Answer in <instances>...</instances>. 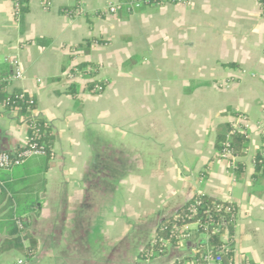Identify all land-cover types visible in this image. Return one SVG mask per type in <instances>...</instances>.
I'll return each instance as SVG.
<instances>
[{
  "label": "crops",
  "instance_id": "crops-1",
  "mask_svg": "<svg viewBox=\"0 0 264 264\" xmlns=\"http://www.w3.org/2000/svg\"><path fill=\"white\" fill-rule=\"evenodd\" d=\"M118 1L29 0L18 23L13 0H0V70L12 75L20 62L23 77L9 89L34 96L54 137L48 165L34 156L0 173V264L141 259L161 221L196 194L236 204V249L264 264V193H253L252 160L264 148L256 126L264 116L258 0L103 14ZM81 62L97 66L102 93L86 91L83 79L75 81L78 97L68 93L65 74ZM233 112L251 120L240 179L215 147ZM28 139L25 119L0 105V151ZM18 236L26 247L35 242L33 256L16 247Z\"/></svg>",
  "mask_w": 264,
  "mask_h": 264
},
{
  "label": "built area",
  "instance_id": "built-area-1",
  "mask_svg": "<svg viewBox=\"0 0 264 264\" xmlns=\"http://www.w3.org/2000/svg\"><path fill=\"white\" fill-rule=\"evenodd\" d=\"M183 0H121L110 2L103 9V14H117L124 8L128 13H133L143 6L162 5L168 2H182ZM29 0H13V16L20 23L23 16V8ZM261 14L264 17V0H258ZM16 72L12 75L0 76V87L12 92L9 86L23 77L20 62L14 60ZM66 78L75 82L77 79L85 81V90L88 86V72L74 66L66 72ZM106 88V87H105ZM101 84L93 88L96 92L105 90ZM89 92V91H88ZM26 100L27 108L32 116L36 115V99L33 95L19 90L13 97L0 101L5 110H12L19 114L20 106L17 102ZM25 119L24 116H22ZM233 131H240L250 135L251 120L246 114L235 115ZM257 130L264 141V116L256 122ZM29 129L30 125L27 124ZM47 149L39 146L32 139H28L26 146L16 150L0 151V173L23 165L34 156H45ZM264 152V149H262ZM220 156L224 158L229 168L235 172L236 162L240 159L231 146L228 139L224 143ZM256 165V155L253 157ZM6 188L5 181L0 177V193ZM238 220V207L232 200H222L212 205H206L199 198H191L180 211H177L171 222L159 225L155 234L145 247L141 260L143 264H254L246 256L238 253L235 245V227ZM19 228L23 230L25 225L21 219L17 220ZM15 264H24V260H18Z\"/></svg>",
  "mask_w": 264,
  "mask_h": 264
},
{
  "label": "trees",
  "instance_id": "trees-1",
  "mask_svg": "<svg viewBox=\"0 0 264 264\" xmlns=\"http://www.w3.org/2000/svg\"><path fill=\"white\" fill-rule=\"evenodd\" d=\"M26 11H28V9H27V7H24L23 13ZM76 66L81 68L85 72H88L87 77L89 79V82H88V86L86 88V91H89L93 94L102 93V92H96L93 90V88L95 87L96 84H101L104 86V88L107 86L106 82L104 80H99V79L94 78L95 74H96L97 66L92 64L91 62H81V63L77 64ZM10 74L11 73L9 71H8V73L4 74V73H2V70H0V76H2V77L6 76V75H10ZM18 91L19 90H13L12 92H10L8 90H5L4 86L0 87V101H4L6 98L13 97V94H16ZM68 93L73 94V95L78 97V94H79L78 85L75 82H72L70 84V86L68 87ZM17 105L20 106V110H19L20 116H24L26 123L28 125H30V127H29V140L32 139L39 146L44 145L46 147L47 152L45 155V160H46V163L48 165L50 160L53 159V157H54V150H53L54 137L52 134L51 124L48 122L47 119H45L44 117H42L40 115H33L32 116L31 110H29L27 108L28 103L26 102V100H21V101L17 102ZM33 107H35V108L37 107V102L35 103V106H33ZM232 114L237 116V115H240L242 113L241 112H233ZM233 127H234V123L232 121H228V122L224 123L219 128L217 136H216L215 147H216L217 152L220 154L223 151L224 143L229 139L231 146L234 150V153L239 158H242L247 154V151L250 147V139H249L248 135L244 132L233 131ZM19 149H21V148H19ZM256 159H257V162L255 165V174H254V178L256 181L254 184L253 193L260 196V195H263V193H264V152H262V150L256 154ZM244 166L245 165H244L242 160L239 159L236 162L235 173H236V177L238 179L241 178V175L244 172ZM192 198H199L206 205H212L216 202L222 201V200H218V199L209 197V196L204 195V194H196ZM33 207H34V205H33ZM183 207L180 208V211L183 209ZM174 214L163 219L162 223H160L159 225L170 223ZM159 225L157 227L155 234L158 233ZM148 242L143 247L142 251L140 252V257L143 255L144 249L148 245ZM15 245L18 249L23 251L27 257L33 256L36 252L35 242L33 241L30 246L26 247L23 245L22 238L20 236H18V238L16 239Z\"/></svg>",
  "mask_w": 264,
  "mask_h": 264
},
{
  "label": "rangeland",
  "instance_id": "rangeland-1",
  "mask_svg": "<svg viewBox=\"0 0 264 264\" xmlns=\"http://www.w3.org/2000/svg\"><path fill=\"white\" fill-rule=\"evenodd\" d=\"M163 89H165V88H163ZM163 89H162V91H163ZM160 95V94H159ZM131 259V258H130ZM128 259L127 258V255H126V257H125V260H126V262H125V264H129V263H131L132 262V264H136V262H137V264L139 263L140 264V262L142 261L141 259H139L138 258V256L136 257V258H134V260L133 259ZM134 261V262H133ZM122 263H124V262H122Z\"/></svg>",
  "mask_w": 264,
  "mask_h": 264
},
{
  "label": "water",
  "instance_id": "water-1",
  "mask_svg": "<svg viewBox=\"0 0 264 264\" xmlns=\"http://www.w3.org/2000/svg\"><path fill=\"white\" fill-rule=\"evenodd\" d=\"M179 210H180V209H179ZM179 210H178V211H179ZM161 223H162V221H161Z\"/></svg>",
  "mask_w": 264,
  "mask_h": 264
}]
</instances>
